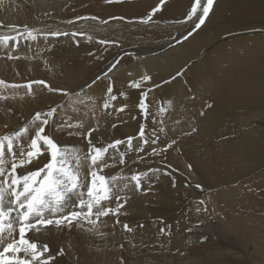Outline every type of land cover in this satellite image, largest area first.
<instances>
[{"label": "bare ground", "instance_id": "bare-ground-1", "mask_svg": "<svg viewBox=\"0 0 264 264\" xmlns=\"http://www.w3.org/2000/svg\"><path fill=\"white\" fill-rule=\"evenodd\" d=\"M158 1L159 0H119V2L106 3V0H0V22H3L5 25L18 24L22 26L27 24L39 28L51 26L53 30L59 28L69 33L81 27L87 29L90 25H96L94 31H88V34L92 36V40L89 41L87 36H78L75 38L79 40L78 45L71 36L60 37L59 39L47 42L39 40L34 44L31 52L26 45L22 44L17 53V55H22V60H11V63H7L1 56L0 79L9 84H23L21 83L23 81L17 80L18 76L16 75L21 71H26L27 73H25V76L27 79H34L37 77L41 78V80L46 79L51 86L65 90H71L73 86L78 85L82 81L80 84L82 87L76 92H80L81 89H84L81 96L86 100L88 107L77 105L79 112L71 110L69 112L70 115H66L72 117L73 122L84 120L86 127L94 126L95 121L91 119L92 113L89 112V108L92 107V100L88 99V97L95 99V113L99 116L101 111L100 105L103 102L106 87L109 83V80L106 82L107 78L103 77L104 79H97L98 77L96 76L97 73L95 72V68H98L97 71H100V66H98L99 60L95 56L101 54L103 48L109 47V45H101L97 41L101 39L118 41V45L121 47V49H119L120 55L126 54V58L128 59L129 56H131L133 59L132 61L135 62L133 65V62H130L132 67L126 69L118 64L119 67L117 66L118 68L116 67L108 76L114 80V76L118 75L119 79H117L116 85L114 84V91L117 94L121 91L127 93V99L123 97L118 98L115 102L116 107H120L127 103L130 106V110L126 109L125 113L120 114L127 123H120L117 119L107 118L108 123L105 124L104 121L106 118L100 117V123L103 125V130L105 129L103 133L104 140L106 142L114 140L119 133H116V130L119 129L122 132L127 131V134L131 133V135L132 131H135L134 128H136V125L132 123L129 124L128 122L132 119V114L138 111L136 104L138 103L137 101L141 90L131 89L128 83L131 80L138 79L142 74L147 73L151 75L152 80L146 84L142 90L147 91L151 88L152 91L148 93V99L153 100L152 102H155L154 104L157 102L160 105L156 106L157 108L155 107L154 110L151 111L152 115L149 116L146 127L149 131L154 127L158 130L160 122L159 116L155 111L157 112L160 107L167 108V101H172L173 107L168 108L163 117V126L165 127L166 134H160L163 143H160L159 147H164L172 139H176L177 143L162 155H166L169 165L174 164L173 166L176 165L175 167H180V165L183 166V163L180 161L181 159L176 156V151L177 153H181L183 159H187L190 162L189 165H191L201 181L202 179H206L212 183L214 186L212 187L214 188V193H211L210 195L212 197L206 199V201L210 200V202H208L217 208L214 213H219L220 215H217L221 216L216 219V215H214L213 222H210L213 226H209L213 227L211 229H213L216 235L211 242L210 239H208L202 247L194 246L196 239L194 240L193 236L187 234V230H185V228H180V226L179 229L174 230V232L171 231V240L176 238V242L172 241L174 247L168 246V251L165 252L166 247L163 248L164 246L162 247L161 245L159 248V246L156 245V243H159V238H161L159 226L157 225V223L159 224L161 221L158 217L161 216V212L163 213V211L158 208L152 209V207L154 204L161 203L162 208H167V206L171 205L178 198H165L158 193V198L155 196L157 199H152L150 194V196L148 195L150 198L145 199L147 195H143L144 197L142 196L143 198L141 201L138 203L133 201L134 203L129 207L132 211L135 209L138 215L133 216V214L132 216L139 221L143 218L145 219L147 211H150V219H145V226L147 228H144V226L142 230H140L138 229L141 228L139 225L138 227L137 225L131 226L132 230L137 227L136 232L138 233L140 231L144 232L139 238L146 240L145 247L143 244H139L141 246L137 244L126 246V242L123 243L127 249V251L123 250L124 253L120 256L121 259L122 256H124L123 264H145L144 262L149 261L153 262V264H163L162 262L164 261L165 264H192L191 256L197 259L196 262H199V264H239L241 263L242 257L240 254L242 252L247 255V258L253 254L256 255L259 264H264V209H262L256 197L254 198L251 196L252 194L250 195L251 191L248 194L242 191L240 188L241 184L231 187L232 184L236 183L233 176L239 175L238 169L234 167V165L228 167L224 161L225 156H223V148L231 145H233V147L235 145V150L231 154L228 153L229 155L227 152L226 154L230 157L229 160L232 161V163L234 161L236 163L244 161L247 157L251 158L260 151L259 146H243L241 144L242 140L240 141L239 138L233 136L231 138L229 135L227 137L225 131L232 130L230 124L238 122L241 111L248 115L258 109L254 107L257 101L262 105L264 103L263 32L256 31L257 28L253 30L255 31L253 34L247 31L237 32V30L239 31L242 29V25L264 23V0H215L214 7L205 23V27L209 29L208 33L196 36L203 37L202 39L198 38L200 39L198 41L195 36L185 41L183 37L187 34L183 37L173 38L172 40H170L172 36L170 38L156 37L161 34L160 31H158V33L160 32V34H158L156 30H160L159 28H167L168 26L167 23L157 21L156 19H158V16H177L179 12L183 11L185 4H189V0H167L165 4L161 6V10L154 15L153 20L149 24L140 23V18L145 17L151 9L156 6ZM189 8L190 7H188V9ZM34 9L41 13L37 20L33 18ZM45 13H48V15H46V17H49V19L46 18L48 20H45L43 17ZM92 16L98 17L99 20L93 22L91 20L85 21L77 19L78 17ZM110 17H119L123 19L116 18L115 20H107ZM162 17L160 19H162ZM125 18H127V20ZM128 19H133L134 21L130 22ZM70 20L74 21V23H67V21ZM100 21H108V23L100 24ZM247 28H254V26H248ZM177 29L179 32V28ZM6 33L7 28L0 30V34ZM165 34H167V32H165ZM156 38L160 40H156ZM201 40H205V43L201 42ZM124 41L127 44L123 43ZM177 41L180 42L177 43ZM2 50L6 51L0 48V52ZM37 52L40 54L39 59L24 58L25 56H34ZM105 57L107 58L109 56L105 55ZM109 59L111 60L110 57ZM123 59L125 58L123 57ZM95 64H97V67L94 68ZM177 71H182V75L171 80V78L174 77V73H177ZM105 73L106 72H101L100 76H105ZM29 74L32 75V77ZM167 79L170 80L169 84H162V86L159 87V84ZM93 81H95L94 84ZM89 85H91L90 88L88 87ZM25 92L26 89H0V95L9 97L7 100L0 99V134L21 126L23 122L30 119L34 111H36V109L38 110L40 106H43L42 108L47 107H44L42 103V105L39 104L40 100L35 101V97L25 96ZM45 95L44 98L50 101L60 100L59 98H55V96L57 97L55 93H49L47 90ZM155 95H158L157 98L154 97ZM62 99L60 100L61 103L65 102V100ZM56 103L57 102L52 105ZM207 104H211L212 107H206ZM201 111L204 112V115H200ZM85 112H89L87 119L84 117ZM153 116H155V121L153 120ZM193 120L197 122L195 123ZM177 121H179V123H177ZM112 123L120 125V127L115 129V132L111 127ZM195 124L198 126V131L193 133L191 132V128ZM239 124H241V121ZM5 125H7V128H5ZM239 127L241 128V125H239ZM137 129H139V127ZM189 132H191V135H184V133ZM96 134L97 133H94V135ZM247 136L250 135L247 133ZM166 137L168 138V142ZM57 139L61 143L66 144L73 142L66 134H58ZM148 150L151 151V149ZM153 158H157V156ZM148 160H150V158ZM262 163H264V161H262ZM142 165L141 163L140 166ZM145 166H148V164H145ZM117 167H119V165ZM163 167L164 166H162V168ZM169 168L171 169V167ZM184 169L187 170L186 167H184ZM125 171L127 172L128 170ZM156 174H154L155 178L157 176ZM161 176L163 179L169 177L167 175V177ZM172 177L170 176V178ZM185 178L186 180L183 182L178 180L176 189L178 193L186 192L185 194L187 195L189 191H194L195 189H193V182L191 183L189 177L185 175ZM197 181L198 180H195L196 183ZM172 183L170 184L172 185ZM152 187H154V185ZM125 191L127 192V190ZM129 195L127 196L129 197ZM154 195H156V192ZM174 196H176V194ZM189 197L191 198V196ZM260 199H262V197H260ZM180 200L182 201L181 198ZM261 202L264 203L262 200ZM127 207L124 208V210L127 209ZM145 207H147V209H143ZM212 208L213 207L209 209L213 211L214 208ZM170 211L173 212L174 210L170 209ZM123 212L125 213V211H122V213ZM167 213L169 214V212ZM196 216H199L198 212H196ZM175 218H177L176 215ZM104 219L106 226H101L100 229L101 232L105 233L103 238L77 228L71 230L64 229L59 232L55 229H50L49 235L47 236L29 233V237L39 244H44L45 241H48L54 249H57L45 254L46 256L52 255L54 257V260L51 261L50 264H120L119 262H115L117 261L116 259H118L116 256L122 253V248H119L120 246L118 244L124 241V236H120V243L116 242L119 235L115 238L110 236V232L111 235L113 234L110 227L111 225L113 228L115 226L112 219ZM145 220H142V222ZM164 220L166 219L164 218ZM133 223L135 224V222ZM116 225L121 226V223ZM230 233L236 234L237 239L240 241L239 244L234 243V240H229L228 234ZM16 235L18 236V233ZM127 235H130V233ZM201 236L203 237V235ZM206 236L205 234V237ZM131 237L133 238L134 236ZM136 237L138 236H135V238ZM162 239H164V237H162ZM190 241L193 242V245L189 244ZM144 248H146V251L150 250L151 254H146ZM61 249L64 250V254L58 255Z\"/></svg>", "mask_w": 264, "mask_h": 264}, {"label": "snow or ice", "instance_id": "snow-or-ice-1", "mask_svg": "<svg viewBox=\"0 0 264 264\" xmlns=\"http://www.w3.org/2000/svg\"><path fill=\"white\" fill-rule=\"evenodd\" d=\"M113 2H119V0H106V3ZM214 3L215 0H194L184 19L176 21L177 24L191 22L194 25L192 31L188 32L183 39L186 40L205 24ZM164 4L165 0H159V3L145 17L140 18V23L149 24ZM77 19L93 22L99 20L95 16ZM67 23L73 24L74 21L70 20ZM107 23L108 21H100V24ZM5 28L7 33L0 34V48L6 50L8 60H18L21 56L17 53L22 44L26 45L31 52L34 44L39 40L47 42L71 36L78 45L79 40L75 39L78 36H87L89 41L92 40L88 31H94L96 25H90L87 29L81 27L69 33L59 28L53 30L51 26L39 28L27 24L5 25L0 22V30ZM97 42L101 45H118V41L101 39ZM24 58L39 59L40 54L37 52L34 56ZM118 64L119 61H116L105 73L109 83L100 105L99 116L95 113V99L88 97L92 100L89 112L92 113L91 119L95 121V125L87 127L84 120L73 122L72 117L66 115V109L70 108L74 112H79L77 105L88 107L86 100L81 96L84 89L76 92L54 88L44 80L9 84L0 79V89H26L24 95L27 97H34V85H40L47 92L59 93L66 98L65 102L34 111L30 119L23 122L17 129L0 134V264H50L54 260L52 255H45L50 252L49 245L32 240L29 233L47 236L50 229L59 232L77 228L103 238L105 233L100 229L101 226H106L104 218L115 217V223H120L122 209L128 202V197H122L121 193L129 189L130 185H134L137 192L146 193L150 190V174L158 173L160 169L134 171L129 177L124 174V167L132 159V154L136 156L133 163L139 164L144 162L145 156H159L176 145L177 140L172 139L164 147H159V144L163 143L160 134L165 133L163 117L168 108L173 107V103L169 100L167 108H159L157 115L160 117V126L158 130L154 127L149 131L146 125L152 112L148 93L152 89L149 88L147 91L142 89L152 80V77L147 73L142 74L138 79L128 83L131 89L141 90L136 104L138 116L131 117L133 120L143 118L136 135L114 139L111 142H106L102 134L94 135L103 128L100 117L106 118L105 124L108 123L107 118L127 123L120 114L125 113L126 109L130 110V106L125 103L116 107L115 104L119 97L127 99V93L121 91L117 94L114 91V83L108 76V73L116 69ZM181 75L182 71L177 72L172 79ZM88 87L90 88L91 85ZM0 99L7 100L9 97L0 95ZM206 107L210 108L212 105L207 104ZM89 112L84 113L85 119L88 118ZM200 115H204V112L201 111ZM153 120L155 121V116ZM111 127L115 129L118 124L112 123ZM196 131L197 128H191V132ZM191 132L184 135H191ZM58 134H66L73 142L61 143L57 139ZM148 149L151 151L149 152ZM142 153L144 155H141ZM117 165L122 166L120 171L112 175L106 174V170L116 168ZM189 169L191 170V165ZM145 184L149 187L145 188ZM173 186H175L174 183ZM196 187L200 188L201 185L197 184ZM113 200L116 202L115 207L111 206ZM197 211L200 209L197 208ZM123 230L132 231L128 223L123 224ZM160 232L168 234L164 228H161ZM63 254L64 250L61 249L58 255Z\"/></svg>", "mask_w": 264, "mask_h": 264}, {"label": "rangeland", "instance_id": "rangeland-1", "mask_svg": "<svg viewBox=\"0 0 264 264\" xmlns=\"http://www.w3.org/2000/svg\"><path fill=\"white\" fill-rule=\"evenodd\" d=\"M167 0H165V2H166ZM192 1V2H191ZM193 1L194 0H189V4H185V7H184V9H183V11H181V12H179V14L176 16V15H163V17L162 16H158V19H156L157 21H160L161 23H167L168 24V26H167V28H159L160 30H156V32L158 33V31H160L161 32V34H160V32L158 33V34H160V35H157L156 37H168V38H170L171 36V38H170V40H172L173 38H177V37H183L184 35H186V34H188V32H190V31H192V29H193V27H194V25L193 24H191V22H189V23H185V24H177L175 21H179L180 19H184V17L186 16V14H187V11L190 9H188V7H191V4L193 3ZM158 3H159V1H158ZM157 3V4H158ZM191 3V4H190ZM156 4V5H157ZM213 7H214V5H213ZM182 12H183V14H182ZM181 13V14H180ZM184 13H186V14H184ZM211 13V12H210ZM39 14H41L40 12H38V11H35V9H34V13H33V18L34 19H38V17H39ZM35 15V16H34ZM45 14H43V17H44V19L45 20H48L49 19V17H46V15L44 16ZM181 16V17H180ZM209 16H210V14H209ZM162 17V19H160ZM171 17V18H170ZM174 17V18H173ZM176 17H179V18H176ZM46 18H48V19H46ZM112 18V19H111ZM118 19L119 17H110V18H108L107 20H115V19ZM209 18V17H208ZM207 18V19H208ZM126 20H127V18H125ZM171 19V20H170ZM174 19H177V20H174ZM206 19V20H207ZM130 19H128V21H129ZM134 20L133 19H131L130 20V22H133ZM160 22H159V24H160ZM172 23V24H171ZM205 23H206V21H205ZM258 24H263V25H258ZM188 25V26H187ZM205 25L206 24H204V27H203V25L201 26V28L200 29H202V30H200V29H198V30H196L195 32H193V34L191 35V36H189L188 38H194V36L196 37V36H200L201 34H203V35H205V34H207L208 33V28L207 27H205ZM183 26V27H182ZM243 27H241L242 29H240L239 31L237 30V32H248V33H251V34H253V33H255V31H253V30H256V28H257V30L256 31H262L263 32V34H262V37H264V23H257L256 25H255V23L254 24H252V25H242ZM248 26H254V28H247ZM259 26H260V28H259ZM186 27V28H185ZM177 28H179V32H181V33H179L178 32V29ZM192 28V29H191ZM234 29H236L235 27H233ZM244 28V29H243ZM164 30V31H163ZM185 30V31H184ZM200 30V31H199ZM205 30V31H204ZM174 31V32H173ZM165 32H167V34H165ZM197 32V33H196ZM203 32V33H202ZM173 36H175V37H173ZM153 37V36H152ZM261 37V36H260ZM187 38V39H188ZM198 38H203V37H196V39H197V41L198 40H200V39H198ZM148 39V38H147ZM156 40H160V39H157L156 38ZM186 41V40H185ZM201 42H204L205 43V40H201ZM123 43H125V44H127L125 41L123 42ZM162 43V42H161ZM182 43V42H181ZM156 44H158V43H156ZM155 44V45H156ZM115 45V46H114ZM112 44V45H109V47L108 48H103L102 49V53L101 54H98V55H96L95 57L99 60L98 62H99V64H98V66H100L99 67V70L100 71H97V69L98 68H95V67H97V64H95V66H94V68H95V72L97 73L96 74V76L97 77H99V79H104L103 77H105L104 75L103 76H100V74H101V72L102 73H104V72H108V69L111 67V65L112 64H114V63H116V61H119V66H122L123 68H131L132 67V65L134 64V62L135 61H132L133 59L131 58V56H129V59H130V61H129V59L128 58H126V54L125 55H120V52H119V49H121V47L119 46V45H117V44ZM159 46H161L160 44H158ZM164 45H166V44H164ZM131 46V45H130ZM151 46V45H150ZM113 47V48H112ZM115 47V48H114ZM117 47H118V49H117ZM117 50V51H116ZM107 51V52H106ZM121 51V50H120ZM6 51H4V50H2L1 52H0V59H4L5 60V62H7V63H11V60H8V59H6V53H5ZM116 53V54H115ZM160 53H163V52H160ZM160 53H158V54H160ZM104 54V55H103ZM114 54V55H113ZM157 54V55H158ZM5 55V56H4ZM18 55H20V54H18ZM105 55L106 56H109L110 58H111V60L109 59V57H105ZM1 56H2V58H1ZM20 56H22V55H20ZM101 57V58H100ZM123 57L125 58V59H123ZM127 57H128V55H127ZM95 58V59H96ZM102 58H106L107 59V61H106V59H102ZM23 58L21 57L20 59H18V60H12V61H19V60H22ZM109 59V60H108ZM127 59H128V61H129V64H128V61H127ZM102 60V61H101ZM135 60V59H134ZM137 60V59H136ZM105 61V62H104ZM120 61H121V63H120ZM126 63H125V62ZM123 62H124V64H123ZM130 62H133L132 63V65L130 64ZM105 63V64H104ZM101 64V65H100ZM110 64V65H109ZM121 64V65H120ZM128 64V65H127ZM110 66V67H109ZM118 66V67H119ZM125 66V67H124ZM117 67V68H118ZM105 68V69H104ZM107 68V69H106ZM106 70V71H105ZM114 71V70H113ZM112 71V72H113ZM111 72V73H112ZM177 72H180V71H177ZM21 73H22V75H21ZM25 73H27L26 71H21L20 73H18V75H16V76H18L17 77V80L19 79L20 81H23V82H21V83H24V82H27V81H30V80H41V78H39V77H37V78H34V79H27V77L25 76L26 74ZM111 73H108V74H111ZM176 73V72H175ZM174 73V76H176V74ZM99 74V75H98ZM30 75V74H29ZM114 75H115V73H114ZM31 77H32V75H30ZM171 77V76H170ZM106 78V77H105ZM112 79V78H111ZM117 79H119V76L117 75H115L114 76V80L112 79V81H113V83L116 85V81H117ZM44 81H46L47 83H49L46 79H43ZM95 80V79H94ZM171 80H173L172 78H171ZM166 81H167V83H166ZM106 82H108V79H106ZM169 82H170V80L169 79H167V80H163L162 82H161V84H159V87L160 86H162V84L164 85H166V84H169ZM82 83V81L78 84V85H75V86H73L72 87V89L71 90H75V91H79V89L82 87V85H80ZM50 84V83H49ZM52 87H54V86H52ZM76 89H75V88ZM78 87V88H77ZM37 88H39V89H37ZM54 88H58V87H54ZM34 89H36L35 91V101L36 100H40L39 101V104H43L44 105V107L45 106H47V107H49V106H53L52 104L53 103H55V102H57L56 104H59V103H61V99L62 100H65L66 98L65 97H63L61 94H59V93H55V95H57V97L55 96V98H59L58 100L59 101H50V100H48V99H46V98H44V96H46L45 95V92H46V89H42V86H40V85H34ZM156 89V88H155ZM40 94V95H39ZM60 96V97H59ZM157 96L158 95H155L154 97L155 98H157ZM33 97V98H34ZM38 97V98H37ZM149 98V97H148ZM46 99V100H45ZM37 101V102H38ZM148 101H149V106H150V109H151V111L152 110H154V108L156 107V106H159L160 104L159 103H157L156 102V104H154L155 102H152L153 100H150V99H148ZM138 102V101H137ZM41 104V105H42ZM151 104V105H150ZM43 106H40L39 108H38V110H43V109H45V108H47V107H45V108H42ZM254 107H256V108H258L256 111H253L252 113H249L248 115H246V114H244L243 113V111H241V116L238 118L240 121H241V124H239V120H238V122H236V123H231L230 124V127L232 128V130H230V131H225V133H227L226 135H227V137H228V135L229 136H231V138H232V136L233 137H235V138H239V140L241 141V144L244 146V145H252V146H259L260 147V151L258 152V153H256L255 154V156H253V157H251V158H249V157H247L244 161H240L239 163H236L235 161L232 163V161H230L229 159H230V157L229 156H227V154L229 153V154H231L234 150H235V145H234V147H233V145H231V146H227V147H224L223 148V156H225L224 157V161H225V164L228 166V167H231L232 165H234V167H236L237 169H238V173H239V175L238 176H233V178H234V180L236 181V183H234V184H232L231 185V187H233V186H236L237 184L238 185H240L241 184V189H242V191L243 192H245V194H248L250 191H251V193H250V195L252 196V197H256V199L258 200V202H259V204H260V206L262 207V209H264V203H262L261 202V200L264 202V188H263V183H264V163H262V161H264L263 160V158H264V103H263V105L259 102V101H257L256 102V105H254ZM153 108V109H152ZM157 108V107H156ZM36 111H37V109H36ZM71 111V109H67L66 110V114L67 115H70L69 114V112ZM260 111V112H259ZM155 113H158V111L156 112L155 111ZM132 116H138V111H136L135 113H133L132 114ZM131 116V117H132ZM21 117V116H20ZM262 117V118H261ZM148 119H149V117H148ZM148 121V120H147ZM195 123L197 122L196 120H193ZM141 122H143V118L142 117H139L138 119H136V120H133V119H131V120H129V124L130 123H132V124H135L136 126V128H134L135 129V131H132V135H131V133H128L127 134V131L126 132H122L120 129V131L119 130H116V133H118V136H116L115 137V139H123V138H125V137H127V136H135L136 135V133L138 132L137 130H139V129H137L138 127H139V124L141 123ZM159 122H160V117H159ZM239 125H241V128L239 127ZM118 127H120V125H118ZM193 127H195V128H197L198 129V126H196V124L193 126ZM237 127H238V129H237ZM117 128V127H116ZM115 128V129H116ZM17 129V128H16ZM115 129H114V132H115ZM137 129V130H136ZM15 130V129H14ZM104 131H105V129L103 130V128L101 129V132H98V133H100V134H102L103 135V133H104ZM198 131V130H197ZM249 131V132H248ZM96 134V136H98V135H100V134ZM134 133V134H133ZM193 133H195V132H193ZM247 133H248V135H250V136H247ZM123 134V135H122ZM125 134H127V135H125ZM162 134V133H161ZM163 135V134H162ZM162 139H164V138H162ZM166 139H167V142H168V138L166 137ZM253 141V142H252ZM243 142V143H242ZM134 143H135V141H134ZM149 151V150H148ZM150 152V151H149ZM226 152H227V154H226ZM163 154V153H162ZM159 155V157L157 156V158H153L152 156L151 157H149V156H146L145 157V160H144V162L142 163L143 165L142 166H140L141 165V163H139V166H138V164L137 163H133V160H135L136 159V156H135V154H132V161L130 160V161H128V165L126 166V167H124V171L125 170H128L127 172L125 171L124 172V174L125 175H127V176H129V175H131L137 168V170L136 171H140V172H143V171H146L147 169H149V168H159L160 169V172H158L157 174L156 173H154V174H156L157 176H156V178H155V175L154 174H150L151 175V181H150V184H151V187H150V190L149 191H147L146 192V194L144 193V192H137L136 190H135V188H134V186L133 185H130V187H129V189H127V192L125 191V192H123V193H121V196L123 197V196H126V197H128L127 195H129V197H128V202L129 203H127V204H129V205H127L126 204V206L124 207V208H126L127 206V209H122V211H125V213L123 212L122 213V215L119 217V219H120V223H121V226H119V225H116L115 224V217H113V218H111L112 219V222L114 223V228L112 227V225H111V227H110V229H112V235H111V232H110V236L112 237V238H115L116 236H118L119 235V237L121 236H124V241L123 242H121L120 243V240H121V237H120V239H119V237H118V239H117V241L116 242H119L120 244H118L120 247L119 248H122L121 250H122V253H120L118 256H116V258H118V259H116L117 261L115 262V263H117V262H119L120 264H123V262H124V256H122V259H121V254L123 255V253H124V251H127V249L125 248V245L126 246H130V245H132L133 246V244H137V245H139V244H143L144 245V247H145V242H146V240L145 239H143V238H139L140 237V235H142L144 232L143 231H140L139 233L138 232H136V228L138 227V225H139V227H141V225H143V227L145 226V222H146V220L145 219H150V211H147V216H146V218L144 219H142V220H145V221H143L142 222V220L141 221H139V220H137L135 217H133V216H135V215H138L137 214V212L135 211V209H133V211L130 209V205L132 206V204L135 202V203H138L139 201H141V199L144 197L143 195H147V197H145V199L146 198H150L149 196L151 195V198L152 199H157L158 197V193H160V195L162 196V197H165V198H170V197H172L173 199L175 198V197H177L178 199H176L171 205H169V206H167V208L166 207H164V208H162L161 207V203H157V204H154L153 205V207H152V209L153 208H158V209H161L162 211H163V213L161 212V216H159L158 218H159V220L161 221L159 224L157 223V225L159 226V231H160V229L161 228H164L165 230H166V233H168V234H164V233H161L160 232V236H161V238H159V240H158V242L159 243H156V245L157 246H159V248L161 247V245H162V247L163 248H165L166 249V251H165V249H164V251L165 252H167L168 251V249H167V247L168 246H170V247H174V244L172 243V241H175L176 242V238L175 239H173V240H171L172 238H171V236H170V233H171V235H172V232H174V230H177V229H179V227L180 228H185V230H187L186 231V233L187 234H189L190 236H193V238H194V240H195V242H194V246H196V247H198V246H200V247H202L205 243H206V241L208 240V239H210V242H211V240H214V238H215V233L213 232V229H211V228H213V227H210V226H213L210 222H213V216L214 215H216V219L218 218V217H221V216H218L217 214H219V213H217V214H215L214 213V211H215V209L217 210V208H215L214 206H212L211 205V203H209L210 202V200H208V201H206V199H210V197H212L210 194L211 193H214V188H212V187H214L213 185H212V183L209 181V180H206V179H202V181L200 180V178H199V176L195 173V171L193 170V168L191 167V170L189 169V164H190V162L187 160V159H183V157H182V155H181V153H177V151H176V156H178L179 157V159H181L180 161L183 163V166H181L180 165V167H175V166H173L174 164H170L169 165V162L167 161V159H166V155ZM225 154V155H224ZM228 154V155H229ZM141 155H144V154H141ZM165 156V157H164ZM229 157V158H228ZM150 158V160H148ZM227 158V159H226ZM156 160V161H155ZM161 160H162V162H161ZM191 160V159H190ZM147 161V162H146ZM158 161V162H157ZM130 162V163H129ZM150 163V164H149ZM153 165H152V164ZM134 164V165H133ZM145 164L147 165L148 164V166H145ZM136 165V166H135ZM154 165H156V166H154ZM238 165H239V167H238ZM118 166V165H117ZM162 166H164L163 168H164V171H163V168H162ZM120 167V168H119ZM119 167H116V168H113V169H110V170H106V174H108V175H112V174H115V172H118V171H120L121 170V167L122 166H119ZM131 167H132V169H131ZM140 167V168H139ZM167 167V168H166ZM169 167H171V169H172V167H173V169L171 170ZM184 167H186V169L187 170H185L184 169ZM249 167V168H248ZM261 167H262V169H261ZM136 168V169H135ZM143 168V169H142ZM179 168V169H178ZM183 168V169H182ZM129 169H131V170H129ZM178 169V170H177ZM175 170H176V172H175ZM254 170V171H253ZM171 171V172H170ZM179 171V172H178ZM185 174V175H187L188 177H189V179L191 180V183H192V185H193V189H195L194 191H189L188 193H187V195L185 194V193H183V192H179L178 193V190L176 189V187H177V183H178V180L180 181H185L186 180V178H185V175L182 173V172ZM173 172V173H172ZM165 173H168L167 174V176H169V177H167L166 175H165ZM186 173H188V174H186ZM193 173H194V176H193ZM173 174V175H172ZM176 174V175H175ZM179 174V175H178ZM182 174V175H181ZM255 174V175H254ZM263 174V175H262ZM161 175H163L164 177H167V178H165V179H163V177L161 176ZM241 175H242V177H241ZM170 176L172 177V178H170ZM174 176H176V177H174ZM181 176V177H180ZM130 177V176H129ZM161 177V178H160ZM191 177V178H190ZM195 179V180H198L197 181V183L199 184V185H201V187L200 188H197L196 187V185H197V183L195 182V180L193 179V178ZM197 177V178H196ZM237 177V178H236ZM249 177V178H248ZM170 178V179H169ZM178 178V179H177ZM183 178H185V179H183ZM167 179H168V181H167ZM171 179H172V181H171ZM240 179H242V180H240ZM171 182H170V181ZM175 180V181H174ZM192 180H194V181H192ZM167 181V182H166ZM205 181V182H204ZM207 181V182H206ZM160 182V183H159ZM175 183V187L173 186V183ZM195 182V183H194ZM201 182V183H200ZM261 182V183H260ZM153 183V184H152ZM170 183H172V185L170 184ZM250 183V184H249ZM252 183V184H251ZM256 183V184H255ZM156 184V185H155ZM159 184V185H158ZM167 184H169V185H171V186H173V187H171V186H169V185H167ZM262 184V185H261ZM154 185V187H152ZM158 185V186H157ZM247 185V186H246ZM253 185V186H252ZM167 186V187H166ZM132 187V188H131ZM144 187L145 188H148L149 187V185L148 184H145L144 185ZM170 187V188H169ZM186 187V186H185ZM217 188V187H216ZM263 188V189H262ZM173 189V190H172ZM174 189H176L177 190V192L175 193V191L176 190H174ZM197 189V190H196ZM209 189V190H208ZM130 190V191H129ZM153 190H155V191H153ZM135 191V192H134ZM150 191H152V192H150ZM212 191V192H211ZM155 192H156V195H154L155 194ZM169 192V193H168ZM172 192V193H171ZM173 192H174V195L176 194V196H174L173 195ZM192 192V193H191ZM198 192V193H197ZM190 193V194H189ZM133 194V195H132ZM135 194V195H134ZM150 194V195H149ZM158 194V195H157ZM189 194V195H188ZM149 195V196H148ZM169 195V196H168ZM181 197H180V196ZM131 196V197H130ZM137 196V197H136ZM143 196V197H142ZM157 198H156V197ZM189 196H191V198L189 197ZM133 197V198H132ZM189 197V198H188ZM193 197V198H192ZM198 197V198H197ZM260 197H262V199H260ZM180 198L182 199V201L180 200ZM188 198V199H187ZM216 199H218L217 197H215ZM214 198V199H215ZM133 199V200H132ZM136 199V200H135ZM161 199V198H160ZM164 199V198H163ZM184 199V200H183ZM200 199H202V200H200ZM132 201V202H131ZM134 201V202H133ZM184 201V202H183ZM201 201H203L204 203L203 204H201L200 202ZM261 202V203H260ZM113 205H112V207H115V200H113ZM177 203V204H176ZM194 203V204H193ZM217 203V202H216ZM142 204H143V202H142ZM174 204V205H173ZM176 204V205H175ZM186 204V205H185ZM158 205V206H157ZM187 206V207H186ZM192 206V207H191ZM169 207V208H168ZM211 207H213L212 209H213V211L211 210V209H209V208H211ZM197 208H199L200 209V211H197ZM143 209H147V207H145V208H143ZM170 209H173L174 211L172 212V211H170ZM204 209H207V211H204ZM129 212H128V211ZM210 210H211V212L213 213H211L210 212ZM135 211V212H134ZM126 212H127V214H126ZM132 212V213H131ZM167 212H169V214L167 213ZM196 212H198V214H199V216H196ZM136 213V214H135ZM165 213V214H164ZM177 213H178V215H177ZM211 213V214H210ZM134 214V215H133ZM129 215V216H128ZM133 215V216H132ZM175 215H176V217L177 218H175ZM201 215V216H200ZM220 215V214H219ZM127 216V217H126ZM163 216V217H162ZM164 216H166V217H164ZM126 217V218H125ZM163 218V219H162ZM164 218L166 219V220H164ZM170 218V219H169ZM128 219H130V220H128ZM135 221H134V220ZM176 219V220H175ZM126 221V222H125ZM189 221V222H188ZM124 222L125 223H129V225L130 224H133V225H130V227L132 226H135V225H137V227L134 229V230H132L131 232H125L124 230H123V224H124ZM133 222H135V224L133 223ZM138 222V223H137ZM178 222V223H177ZM123 223V224H122ZM142 223V224H141ZM168 224V225H167ZM171 224V225H170ZM191 224V225H190ZM207 225V226H206ZM210 225V226H209ZM173 226V227H172ZM187 226V227H186ZM192 226V227H191ZM131 227V228H132ZM205 227V228H204ZM144 228H147L146 226L144 227ZM155 228L157 229V227L155 226ZM187 228V229H186ZM189 228H190V231H189ZM211 229V231H210V229ZM114 229H115V231H114ZM138 229H140V230H142V227L141 228H138ZM184 230V229H183ZM207 230V231H206ZM172 231V232H171ZM205 231V232H204ZM119 232V233H118ZM121 233V234H120ZM130 233V235H127V234H129ZM134 233V234H133ZM136 233V234H135ZM138 233V234H137ZM203 233H205L207 236L205 237V234H203ZM213 233V234H212ZM131 234H133V235H131ZM210 234V235H209ZM201 235H203V237L201 236ZM114 236V237H113ZM131 236H134L133 238L131 237ZM135 236H138V237H136L135 238ZM211 236H212V238H211ZM162 237H164V239H162ZM208 237V238H207ZM127 238V239H126ZM228 238H229V240L230 241H233L234 243H237V244H239L240 243V241L237 239V237H236V234H234V233H230V234H228ZM133 239V240H132ZM168 239V240H167ZM130 240H132V241H130ZM144 241V242H142V241ZM164 242H163V241ZM127 244H126V243ZM49 244V248H50V251H52V250H57L56 248L54 249V247L50 244V242H48V241H45L44 242V244ZM123 243H125V245L123 244ZM131 243V244H130ZM171 243H172V245H171ZM129 244V245H128ZM166 246H165V245ZM190 245H193V242L192 241H190V243H189ZM121 245H124L123 247H121ZM141 245H139V246H141ZM169 247V248H170ZM52 248V249H51ZM143 248V247H142ZM146 248H144V250H145ZM124 250V251H123ZM145 253L146 254H148V255H150L151 254V252H150V250L149 251H146L145 250ZM243 253V254H242ZM241 254H240V256L242 257L241 258V263L242 264H259V260H258V257L256 256V255H251L249 258H250V260H249V258H247L246 256V254H244V252H242ZM250 254V253H249ZM242 255H244V256H242ZM244 258V259H243ZM239 259V258H238ZM243 259V260H242ZM191 260H192V264H199V262H196V260L197 259H195L193 256H191ZM248 260V261H247ZM255 260V261H254ZM257 261V262H256ZM244 262V263H243ZM248 262V263H247ZM255 262V263H254ZM145 264H153V262H144ZM163 264H165V261L164 262H162ZM241 263H239V264H241ZM118 264V263H117ZM154 264H158V263H154Z\"/></svg>", "mask_w": 264, "mask_h": 264}]
</instances>
